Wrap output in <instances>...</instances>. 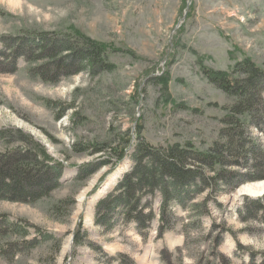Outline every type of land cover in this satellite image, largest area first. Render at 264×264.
Wrapping results in <instances>:
<instances>
[{"label":"rangeland","instance_id":"374dc122","mask_svg":"<svg viewBox=\"0 0 264 264\" xmlns=\"http://www.w3.org/2000/svg\"><path fill=\"white\" fill-rule=\"evenodd\" d=\"M66 33L84 34L112 50L115 69L48 83L16 56L23 41L39 44ZM0 53H7L0 58V129L28 134L61 168L58 186L46 196L0 200L6 225L0 264H218L217 257L261 262L264 211H257L264 209V191L237 193L264 182L246 181L250 157L225 166L230 180L214 192L205 180H189L188 194L169 201L172 225L161 236L159 193L146 197L154 212L146 231L120 215L111 216L110 230L94 219L96 203L118 192L140 141L154 148L190 143L192 152L205 155L230 99L200 67L230 70L248 56L264 68V0H0ZM261 120L262 128L247 133L264 151V115ZM79 142L107 148L73 151ZM112 147L125 148L121 160ZM206 167L200 165L204 176L220 169ZM252 202L260 206L248 218Z\"/></svg>","mask_w":264,"mask_h":264},{"label":"trees","instance_id":"16d2710c","mask_svg":"<svg viewBox=\"0 0 264 264\" xmlns=\"http://www.w3.org/2000/svg\"><path fill=\"white\" fill-rule=\"evenodd\" d=\"M47 37L39 44H35L34 40L23 41L16 55L27 63L28 72L43 82L56 83L61 78L79 72L96 75L115 69V64L109 60L112 50L89 36L66 33ZM3 46L5 51L11 52L7 45ZM7 53H0V58L4 59V54L7 58ZM200 72L230 99L223 106V127L216 140L203 156L192 152L190 143L184 148H154L142 141L135 144L130 153L132 167L119 180L118 192L96 203L94 222L97 225L110 230L113 226L111 216L114 214L133 223L140 231H146L154 219L153 204L146 197H154L159 193L162 204L157 235L161 236L172 225L167 214L168 203L180 202L184 194H188V188L185 187H188L189 180H205L214 192L219 188V183L230 180L229 172L223 168L248 157L254 165L246 181L264 179V151L255 146L247 133L252 126H263L264 68L250 57L243 56L234 62L230 70L201 65ZM72 148L75 152H86L89 148H92V152H99L106 149L107 145L79 142ZM109 150L117 160H121L125 153L124 147H112ZM195 162H199L197 167L193 166ZM202 164L208 166L204 170H210L213 166H219L220 169L213 176H204L200 168ZM60 170V165L50 159L43 147L28 134L16 129H0V200L34 202L58 186ZM191 184L193 187L194 183ZM142 199L145 204L140 202ZM259 206L258 202L246 205L248 218H254ZM263 211V208L259 209L257 215ZM5 228L6 225L0 222V235L5 234ZM9 230L11 234L24 233L12 228ZM216 259L218 264H232L224 258ZM259 264H264V257Z\"/></svg>","mask_w":264,"mask_h":264},{"label":"bare ground","instance_id":"6f19581e","mask_svg":"<svg viewBox=\"0 0 264 264\" xmlns=\"http://www.w3.org/2000/svg\"><path fill=\"white\" fill-rule=\"evenodd\" d=\"M263 191H264V182L243 186V188L239 189L237 193L238 194L245 193L254 196L263 193Z\"/></svg>","mask_w":264,"mask_h":264}]
</instances>
